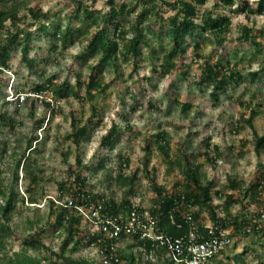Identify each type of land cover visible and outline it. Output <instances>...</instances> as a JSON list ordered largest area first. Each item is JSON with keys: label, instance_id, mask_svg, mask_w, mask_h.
<instances>
[{"label": "rangeland", "instance_id": "rangeland-1", "mask_svg": "<svg viewBox=\"0 0 264 264\" xmlns=\"http://www.w3.org/2000/svg\"><path fill=\"white\" fill-rule=\"evenodd\" d=\"M79 1H83L90 10L100 13H105L111 8L109 0H8L5 3V8L22 4L19 16L25 18V22L20 23L21 28L31 24L32 20L29 19L27 8L36 4H39L45 12L50 13L51 21L58 19L65 27L69 19L67 17H55L54 14L58 12H62V15L71 14ZM170 1L174 2L175 0H115V3L127 2L130 6L138 4L137 13L130 18L135 22L138 13L142 12L146 4L149 8L155 6V10L163 14L165 19L174 16L177 10L175 7L166 4ZM248 1L254 3L258 0ZM215 3L216 0H208L207 4L199 6L196 20L200 22L202 14L211 11L230 16L232 20L231 30L223 35L226 37L224 42L225 61L232 60L236 55L241 61L237 68L242 70L241 80L227 86L226 91L220 95L219 104L214 105V101L211 99L210 86H198L194 81H199L195 75L201 76L205 60L210 57L217 59L223 51V47L212 40L207 41L203 49L196 50L193 44L197 38L203 36V31L196 30V34L193 37H188L187 42H185L186 51H183L175 59L176 62L183 61L189 65V76L183 78L178 71L170 75L156 74L153 69L160 70L162 57L166 46L169 44V39L165 37L166 29L161 25L162 23L160 24L158 16L152 14L150 20L142 22L139 26L146 31V38L148 41L150 40L151 48L149 50L142 49L137 69L133 61H125L119 55L113 65L100 66L99 69L102 71L98 75L101 77L102 89L95 91L92 99L87 97L81 101L75 96H70L61 100V113L58 116L51 118L49 114L47 115L44 129L37 131L39 134L38 142L33 143L32 150L28 149L25 153V159L27 162L33 160V164L30 163L32 164L31 168L39 175L38 183L35 186H32L31 183L32 176L23 169L24 162L19 167L17 184L15 182L17 160L25 151L26 139L33 130L34 117L29 114L28 105H22L19 112H16V106H3L2 100L10 91H17V86L20 84H26L24 86L28 91L31 84L30 80L39 81L43 74L50 76L57 73L59 83L67 79L72 84H76L74 71L78 70L83 79H88L89 65L97 62V56L89 57L86 62L83 61V58L77 57L87 45V34H81L75 43L60 46L54 53L57 58L54 64H40L34 71H30L26 62L21 61V47L17 48L14 52L15 56L11 60L17 73L10 70L5 71L9 83L7 86H3V91L0 93L1 110L7 113L8 119L14 118L17 121L14 131L9 126H0V204L4 203L1 191L7 190L11 184H14L16 194L15 207L8 222L11 231V235L7 238L8 256H12L14 253H22L21 238L33 232V229L29 228L30 224L39 227L48 225L50 201L58 198V182L63 178L67 168L63 162L61 149L70 150L69 162L71 164L75 162V154L78 149L70 139H65V136L72 132L71 117L73 115L81 120L82 124L91 118L95 121L101 120L100 125L93 127L91 140L84 142L81 149L83 161L88 166H97L102 159L105 160V167L100 169L96 175H91V171L88 174L94 193H104L108 198L120 201L125 194L126 187L117 181V176L120 172V160L128 156L131 165L123 174L129 176L139 168L138 179L135 183V196L132 201L135 204H142L146 208L151 206L155 199V193L151 191L148 185L142 159L145 156L144 148L147 138L154 142L156 140L154 136L161 130H166L170 134L172 158L174 160L181 159L182 153L179 150L184 144L183 152L194 157L203 181L216 180L217 187L214 190L228 186L229 175L245 182L254 179L259 167L258 164H264V149L261 153L255 151V138L248 125L238 134H234L232 129L237 120L250 118V110L236 102L249 99L250 91L254 88H257L255 101L263 104L261 111H264V78L260 81L261 85H249L251 79L249 72L264 65V52L257 53L256 48L250 42L239 41L242 28L246 25L250 28L252 35H255L258 30H264V14H252L249 15V18L244 13H237V9H235L237 5L226 9L216 7ZM2 7L3 3H0V9ZM6 24L10 30H13L10 27V20H7ZM81 25L82 23L78 20L70 19L71 28H77ZM30 28L34 29L35 25L30 26ZM83 28L87 29L86 23ZM94 30L95 27L90 28V31L93 32ZM130 31V35L133 36L134 31L132 29ZM160 43L164 49L159 45ZM36 44L38 48L29 53L30 58L34 57L37 52H41L42 49L49 47V42L46 40L36 41ZM154 48L156 52L158 51L156 54L153 53ZM196 53L201 55V59L198 61L194 58ZM149 77L151 80L147 79ZM171 86L180 88L179 91L183 99L189 96L194 100L191 110L183 111L181 105L173 100L176 96L178 97V93L175 90L170 93L168 90ZM167 91L169 96L166 95ZM83 92H85L84 88ZM151 96L161 106V111L147 109V103L149 99H152ZM139 103H143L145 107H137ZM255 106L257 105L254 102L252 108ZM134 107L135 110H133ZM93 108H95V113ZM43 110L44 108L39 106L35 113L36 116H43ZM208 123L210 127L206 128ZM113 124H117L119 127L120 138L112 150H102L99 147L101 137L107 133ZM253 125L257 133L262 135L264 133V115L260 114L254 117ZM206 134L211 135L213 143L221 147V155H217L214 164L207 162L199 155L205 149L203 138ZM242 141L245 142V147L243 152H239ZM210 154L214 157L213 149H211ZM152 166L158 168L159 182L165 188L172 189L175 182L183 179L178 165L166 163L161 152L155 147L150 155L149 168ZM29 188L30 192L28 191ZM32 195L36 197V203L29 201ZM214 199L217 204L221 202L217 197ZM238 208L234 206L232 212L236 213ZM255 209L256 205L253 204L250 211L253 212ZM51 221L53 222V220ZM63 239L62 234L49 235L46 241L48 250L29 249L27 253L35 258L45 256L49 259L45 264H51V261L68 264L63 260H58L52 254V252L59 250ZM133 242L134 240L130 237L119 244L123 254H134L139 264H164V256L155 251L147 253L139 246L130 247ZM66 254L69 255L70 253L67 252ZM3 255L4 253L0 251V258ZM70 256L73 260L83 259L93 264H105L98 252L90 247ZM218 261H222L224 264H264V237L253 234H233V243L225 248V252L221 258H218ZM122 264H126V260H123Z\"/></svg>", "mask_w": 264, "mask_h": 264}, {"label": "trees", "instance_id": "trees-1", "mask_svg": "<svg viewBox=\"0 0 264 264\" xmlns=\"http://www.w3.org/2000/svg\"><path fill=\"white\" fill-rule=\"evenodd\" d=\"M7 1L0 0V3H3V7L0 9V93L3 91V86H7L9 83V78L5 75V71L10 70L17 73L11 60H13L14 52L18 47H21V61L26 62L30 71H34L40 64H54L57 61L54 53L60 46L75 43L81 34H87V45L77 57L83 58V61L86 62L89 57L97 56V62L89 65L88 79H83L81 72L78 70L74 71L76 84H72L67 79L59 83L57 81L59 77L57 73H53L50 76L43 74L40 76L41 80L39 81L30 80L31 84L27 92L32 95L28 96L24 103L14 104L10 102L6 99L8 95L6 92L7 94L2 100L3 106H16V112H19L22 105H28L30 108L29 114L35 120L33 130L26 139L25 151L17 160L16 184L19 178V167L22 162H24L23 169L32 176V186L38 183L39 175L31 168L33 160L27 162L25 153L28 149L32 150L33 143L38 142L39 134L37 131L44 129L47 115L49 114V117L55 118L61 113L60 104L62 99L70 96H75L81 101L87 99V97L92 99L93 93L102 89L101 77L98 75L102 71L99 69L100 66L113 65L119 55L125 61H133L137 69L142 49L149 50L151 48V42L146 38V31L143 28H139V26L142 22L150 20L152 14L158 16L160 24L162 23L161 25L166 29L165 37L169 39V44L166 46L162 57L160 70L158 71L155 68L153 69L154 73L170 75L178 71L183 78H187L189 76V65L183 61L176 62L175 59L183 51H186L185 42H187V38L193 37L196 34V30H199L203 31V36L195 40L193 46L196 50L203 49L207 41L215 40L220 47H223V51L217 59L210 57L205 60L201 76L195 75V78L199 79V81L195 80L194 83L198 86H210L211 99L214 101V105H218L220 95L226 91L227 86L230 83L239 82L242 78V70L237 68L239 63H241L240 58L235 55L232 60L225 61L224 56L226 53L224 46L226 37H223V35L231 30L232 20L230 16L211 11L204 12L200 22L196 20L198 7L207 4L208 0H175L174 2H166V4L175 7L177 10L175 15L168 19H165L163 14L155 10V6L149 8L148 4H146L142 12L138 13L135 22L130 18L137 13L138 4L130 6L127 2L116 4L115 0H109L111 4L110 10L100 13L90 10L83 1H79L71 14L62 15V12L54 14L55 17H67L69 19L65 27L58 19L51 21L50 13L45 12L39 4H36L27 8L29 19L32 21L29 26L28 24L27 26L25 25V28L20 27V23L25 22V18L19 16L22 4L19 3L10 8H5ZM215 6L226 9L236 6L237 13H244L248 17L252 14H264V0H258L254 3L248 0H216ZM72 18L78 20L82 25L77 28H71L70 19ZM7 20H10V27L15 32L10 30L6 24ZM85 23L87 24V29L83 28ZM32 25H35L34 29L30 28ZM91 27H95L93 32L90 31ZM131 29L134 31L133 36L130 35ZM250 31L247 25L244 26L239 41H248L256 48L257 53H263L264 30H258L255 35L250 34ZM41 40L49 42V47L42 49L41 52H37L34 57L30 58L29 53L38 48L36 41ZM159 45L161 46V43ZM161 47L164 49L163 46ZM157 52L154 48L153 53L156 54ZM199 54L196 53L194 56L196 61L201 59ZM249 75L251 76L249 85H261L260 81L264 78V65L257 70H251ZM147 79L151 80L150 77ZM24 85L20 84L17 86V93L26 91V86ZM83 88L85 92H83ZM174 90L178 93V97L176 96L173 100L181 105L183 111L191 110L194 100L189 96L183 99L178 86L175 88L171 86L168 91L171 93ZM168 91L166 95L169 96ZM250 93L249 99L236 102L250 110V118L237 120L232 132L238 134L248 125L255 138V151L261 153L264 149V133L262 135L257 133L253 125V118L260 114L264 115V111H261L263 104L255 101L257 88L252 89ZM151 98L147 103V109L161 111V106L153 100V96ZM254 102L257 106L252 108ZM39 106L44 108V112L43 116L37 117L35 113ZM1 107L0 105V126H9L14 131L17 121L14 118L8 119L7 113L3 112ZM137 107L144 108L145 105L139 103ZM93 109L95 113V108ZM133 110H135V107ZM71 118L72 132L66 135L65 139H70L78 147L75 154V162L73 164L69 162L71 154L69 149L66 151L60 148L63 162L67 165V168L64 171L63 178L58 182V198L50 201L48 225L39 227L38 225L30 224L29 228L33 229V232L21 238L22 253H14L12 256H8L7 238L11 235L8 222L16 202L14 184L8 186L7 190L1 191L4 203L0 204V251L4 255L0 258V264H45L49 260L48 258L45 256L35 258L29 255L27 251L29 249L36 251L40 249L48 250L47 237L58 234H62L64 239L59 250L52 252V254L58 260H63L68 264H93L83 259L73 260L70 256L93 245L103 249L106 256L112 253L113 258L119 260H113L114 264H122L123 260H126V264H139L134 254H123L116 242H110V240H107L109 243L103 242L105 241L104 232L92 225L90 221L84 224V219L76 212L77 206L89 209L94 205H101V213L115 216H125L135 211L142 217L145 212H148L151 217L156 218L158 221L159 230L157 233L172 238H187L190 232L196 228L203 234H207V222L212 226L221 225V229L224 231L229 230L232 238L233 234H253L264 237V164H258L259 167L253 180L245 182L229 175L228 186L214 190L217 187L216 180L203 181L194 157L187 152H183L184 144L179 150L182 153L181 159L174 160L172 158L170 134L166 130H161L154 136L156 137L154 142L147 138L144 148L143 170L151 191L155 193V199L152 201L151 206L146 208L142 204H135L132 201L135 196V183L138 179L139 168L129 176L123 174L131 165V160L128 156L120 160V172L117 176V181L126 187L123 198L118 201L114 198H108L104 193H94L88 173L91 171V175H96L100 169L105 167V160L102 159L97 166H88L83 161L81 148L84 142L91 140L93 127L100 125L101 120L95 121L91 118L82 124L81 120L74 115ZM209 127L210 124L208 123L206 128ZM120 135L121 132L118 125L113 124L107 133L101 137L99 147L105 151L112 150ZM203 146L205 149L199 155L207 162L214 164L217 155H221L220 145L214 144L212 136L206 134L203 138ZM154 147L161 152L166 163L178 165L180 168L183 179L175 182L172 189L165 188L160 184L159 170L156 166L149 168L150 155ZM244 147L245 142L242 141L239 152H243ZM211 149L215 152L214 157L210 154ZM28 191L30 192V188ZM214 197H217L221 202L219 204L215 203ZM36 200L34 195L29 198L31 203H36ZM70 200H72L73 206H67ZM57 201L61 202V204ZM253 204L256 205V209L252 212L250 207ZM234 206L239 207L236 213L232 212ZM132 235H123V237H132L134 240L130 247H142L147 253L155 251L165 257L164 264H174L167 257L163 248L156 247L155 243L149 239H141L137 234ZM67 252L70 254L67 255ZM224 252L225 249L216 255L212 264H224V262L218 261V258H221ZM51 264L59 263L51 261Z\"/></svg>", "mask_w": 264, "mask_h": 264}, {"label": "built area", "instance_id": "built-area-1", "mask_svg": "<svg viewBox=\"0 0 264 264\" xmlns=\"http://www.w3.org/2000/svg\"><path fill=\"white\" fill-rule=\"evenodd\" d=\"M27 91L15 93L10 91L7 100L14 104L24 103L28 96ZM50 98V97H49ZM61 204V202L57 201ZM67 206H73L72 200ZM76 212L82 216L85 223L90 221L92 225L101 229L105 234V241L119 240L122 235L137 234L142 239H149L155 246L163 248L167 257L175 264H212L213 258L233 243L229 230H222L221 225H206L207 234H203L198 228L192 230L187 238H172L157 233L158 221L145 212L141 217L135 211L129 215H110L101 213V205L92 206L89 209L77 206ZM101 241V240H99ZM94 246V245H93ZM96 247V246H94ZM105 264H114L119 261L113 258V254L104 255V250L97 248Z\"/></svg>", "mask_w": 264, "mask_h": 264}, {"label": "clouds", "instance_id": "clouds-1", "mask_svg": "<svg viewBox=\"0 0 264 264\" xmlns=\"http://www.w3.org/2000/svg\"><path fill=\"white\" fill-rule=\"evenodd\" d=\"M14 92V94L15 93H17V91H13ZM10 93V92H9ZM8 93V94H9ZM6 99H7V97H6ZM133 235H136V234H133ZM132 235V236H133ZM139 236V235H138ZM140 237V236H139ZM126 238H128V237H123V235L120 237V239L119 240H112L111 242H116V244L118 245V246H120L119 244L124 240V239H126ZM132 238V237H131ZM141 238V237H140ZM232 238V237H231ZM142 239V238H141ZM233 239V238H232ZM90 248H93V249H95L97 252H98V254L100 255V253H99V251H98V249H97V247H94V246H90ZM101 256V255H100ZM101 258H102V256H101ZM103 259V258H102ZM173 262V261H172ZM174 263V262H173ZM175 264V263H174Z\"/></svg>", "mask_w": 264, "mask_h": 264}]
</instances>
